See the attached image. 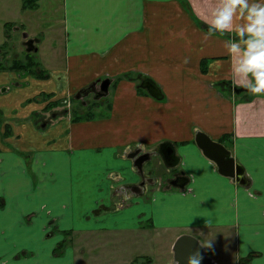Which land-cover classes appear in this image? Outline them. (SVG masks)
Returning a JSON list of instances; mask_svg holds the SVG:
<instances>
[{"label":"crops","instance_id":"crops-1","mask_svg":"<svg viewBox=\"0 0 264 264\" xmlns=\"http://www.w3.org/2000/svg\"><path fill=\"white\" fill-rule=\"evenodd\" d=\"M61 1L66 70L40 68L44 78L39 71L21 76L25 87L16 75L0 76L1 93L12 86L27 93L0 108L1 118L20 119L10 127L0 124V260L74 264L78 249L73 239L89 244L108 230L126 233L125 240L132 241L162 229L170 233L165 264H177L173 245L182 235L195 238L211 264H264V94L235 92L244 85L232 74L224 47L232 34H206L216 0ZM31 39L38 51L39 40ZM54 54L46 57V65L52 56L56 60ZM141 79L152 81L162 98L141 88ZM104 80H109L102 94L110 96L107 106L86 104L79 120L69 116L50 131L47 120L37 124L47 103L91 84L98 90ZM43 95L48 102L27 101ZM198 131L231 152L248 187L217 172L195 144ZM161 143L174 149L171 164L160 156ZM19 145L32 155L16 152ZM133 152L149 153L167 170H180L170 174L167 184L152 172V183L142 186L139 177L148 169L143 164L137 171L129 156ZM4 166L10 168L8 177ZM20 177L30 180L32 191L16 199L10 184ZM129 187L126 197L114 194ZM67 195L77 205L72 218ZM90 218L92 226H87ZM72 219L82 225L76 227ZM183 248L187 254L182 252L178 264L195 252L191 242Z\"/></svg>","mask_w":264,"mask_h":264},{"label":"rangeland","instance_id":"rangeland-1","mask_svg":"<svg viewBox=\"0 0 264 264\" xmlns=\"http://www.w3.org/2000/svg\"><path fill=\"white\" fill-rule=\"evenodd\" d=\"M21 7L22 0H0V51L2 50V53L0 54V76H9V78H11L16 75L14 76V78L17 77V81H19L21 85L25 87L27 86V82L22 80L23 78L21 76L32 77L36 74L27 71H16L10 69L15 59L23 60L25 54H28L25 51V45L23 43L25 39L35 38L39 40L38 51L34 53L29 52V54L33 55L35 57V60L39 63V68L46 71L56 70L64 72L66 70V66L62 53V1L40 0L36 8L23 10ZM6 23L10 24V26L6 27ZM6 34H8L9 36ZM24 35H26V38H23ZM5 36L8 37L5 38ZM52 53H55L54 55H56V60L52 56L51 63L49 65H46L45 59H47L46 57ZM50 57L51 55H49L48 59ZM206 69L207 65L205 63V70ZM120 78L123 79L122 77ZM142 82L143 79L138 81V83ZM2 84H4L3 80H1L0 82V85ZM8 84L13 85L14 82L11 81ZM72 85L73 83L68 84L69 87H71ZM236 88L239 87H235V89ZM216 89H218L222 94H225V92L221 90L220 87H217ZM75 95L76 93L67 95L66 98L64 97L58 99L55 102L57 103V105L55 106H49L50 102L47 103L45 106H47L48 109L45 108L46 112L42 114V116H38L37 124L41 125L44 120H47L49 124L47 125V127H45V129H48L50 131L53 124L60 123L61 121H66L68 117L72 115L78 117V113L86 104L90 107L96 104L100 105L102 103L103 105L107 106L110 102V96L103 97L102 95L98 98H94V95L90 93L85 97L78 99L75 97ZM23 96L27 97V93H25L24 90H18L13 86L10 87V89H8V91L6 92H0V108L11 106L9 104L12 101L17 99L18 97ZM48 99L49 98L43 95L42 97L40 96L37 98H32L27 101H30L31 103L33 102V100L48 102ZM24 105H26V101L22 102L20 106ZM14 107H18V105H15ZM33 116L35 115L33 114ZM41 117L44 118L41 119ZM29 120L30 118H26L23 121L27 122ZM14 121L20 122V119H8L7 121L4 114L2 118L0 116V124H2L3 122H8V125L10 127L11 125L9 123L13 124L15 123ZM15 149L16 152H18L20 155H25L24 158H29L30 155H32V153L26 147H21L19 145ZM40 154L41 153H39L38 156ZM17 166L18 165H16L15 167ZM144 168L148 169L149 171L153 170L152 176L159 175L160 178L165 181L170 178L169 176L172 172L180 170L179 168H176V170H167L163 162L160 165L157 163V160L154 159L146 162ZM2 170L6 171L7 176L5 177H8V175L10 174V168L8 169L4 166L2 167ZM165 171H167L168 173H164ZM20 178H17L14 183L10 184V186H12V188L16 190V199L21 197L26 198L30 195L29 192L32 191V189H30V180L27 177H22L21 179ZM1 180L2 179H0V181ZM167 183L168 182L166 181V184ZM105 192L106 191L103 190L102 194ZM148 195L151 194L149 193ZM40 199L43 198L39 196L38 200ZM66 202L67 205L70 206L69 208L73 209V211L69 212V215H67L68 217L72 218L75 214H77V205L71 202L70 195H67ZM69 203H71L72 205H70ZM115 205L117 207L121 206L119 203H116ZM110 206H112V204H110ZM98 209L101 212L102 209L100 207H98ZM152 220L155 224L159 221H157V219ZM72 221H74V219H72ZM92 221L93 218H90L89 220L87 219L85 224L87 226H92ZM81 225L82 223L78 221L75 222L76 227ZM102 234L103 235H101L100 237L101 239L99 238V240H96L95 242L93 241L89 244L86 242H82L80 239L81 237L77 238V240L73 239V243L76 244L75 247L78 249V251L76 252L77 256L75 257L74 264H80V259L84 261L83 264H146L147 258L151 259L152 264L166 263L165 252H167V244L169 243L167 241V238L170 237V233H164L162 229H151L149 230V233L147 235L143 234L141 238L132 241L125 240L126 233L113 231L110 232L108 230H104ZM127 238L130 239L131 234H128ZM120 239H122V241ZM83 248L84 252H81ZM231 248H233V245H231Z\"/></svg>","mask_w":264,"mask_h":264},{"label":"clouds","instance_id":"clouds-1","mask_svg":"<svg viewBox=\"0 0 264 264\" xmlns=\"http://www.w3.org/2000/svg\"><path fill=\"white\" fill-rule=\"evenodd\" d=\"M208 15L206 34H232L224 40L232 74L250 93L264 94V0H216ZM186 264H200L198 250Z\"/></svg>","mask_w":264,"mask_h":264},{"label":"water","instance_id":"water-1","mask_svg":"<svg viewBox=\"0 0 264 264\" xmlns=\"http://www.w3.org/2000/svg\"><path fill=\"white\" fill-rule=\"evenodd\" d=\"M26 38V35L23 36ZM26 46V51L29 52H36L37 48L34 46V41L32 39H27L24 43ZM109 85V80H104L100 83V91L101 93H98L96 96H101L103 93L107 92V88ZM141 88H145L149 95L156 99H161L162 95L158 88L155 86V84L150 81L149 79L143 80V82L140 84ZM95 87V84H91L81 90H79L76 94V98H80L84 95H86L90 90H93ZM236 93L240 92H249L245 87H240L234 89ZM195 144L203 154V156L211 161L216 169L217 172L226 178L231 179L232 181H235L238 185H242L244 187H248L250 184L249 180L245 176V171L243 167L239 163H237L234 158L231 156V152L222 144L217 141H214L211 139L207 134L203 132H196L195 134ZM159 153L161 158L163 159V162L167 164H171L173 162L174 156V149L169 147V143H161L159 145ZM136 153H131L129 156H134ZM152 157L151 154L146 153L142 155V158H140L139 163H137V160L133 159V165L137 169V171L141 170L142 165L149 161ZM137 187V186H136ZM135 193H138L135 191ZM185 242H191L194 246V250H198V254L200 257V264H211V261L209 258H207L205 255H203V247L199 244V242L190 236L182 235L180 236L173 245V251H174V260L176 262H179V259L182 252L187 254V250L184 249L183 246L185 245ZM193 251V250H192ZM181 264V262H180ZM186 264V263H183Z\"/></svg>","mask_w":264,"mask_h":264},{"label":"trees","instance_id":"trees-1","mask_svg":"<svg viewBox=\"0 0 264 264\" xmlns=\"http://www.w3.org/2000/svg\"><path fill=\"white\" fill-rule=\"evenodd\" d=\"M39 0H22V9H33L37 6V2ZM5 26H9L7 23L5 24ZM1 68V66H0ZM11 70H16V71H27L33 74H37L36 72H38L39 76L41 78H44L45 76L42 74L43 72L40 70L38 63L35 62L34 58L32 57V55L25 54V57L23 60H15L12 63V66L10 67ZM202 71L203 73L206 71L205 70V61L202 63ZM227 84V83H225ZM57 105V103L53 102L52 104H49V106H55ZM48 109V108H47ZM79 120V118H75L74 119ZM226 140V137H223V142Z\"/></svg>","mask_w":264,"mask_h":264},{"label":"flooded vegetation","instance_id":"flooded-vegetation-1","mask_svg":"<svg viewBox=\"0 0 264 264\" xmlns=\"http://www.w3.org/2000/svg\"><path fill=\"white\" fill-rule=\"evenodd\" d=\"M27 39H25L24 40V43H25V41H26ZM25 48H26V46H25ZM100 88V87H99ZM92 91V92H91ZM89 94L90 93H92L93 95H94V97L95 98H98L99 96H96V95H98V93H101V91H100V89H98V90H96L95 89V87H94V89L93 90H90L89 92H88ZM102 96V95H101ZM142 153H137L136 152V154L134 155V156H132L133 157V159L134 160H137V163H139V160H140V158H142ZM150 160H151V158H150ZM149 160V161H150ZM148 162V161H147ZM146 163V162H145ZM145 163H144V165H145ZM151 175H152V171L150 170H148V172L147 173H145L144 172V175L143 176H138L139 177V181H138V183H140L142 186H147L149 183H152V181L154 180V178L153 177H151ZM181 178V177H180ZM151 179H153V180H151ZM176 180H178V183H181V182H183V179L181 178V179H179V178H177ZM172 182L174 181V179L173 180H171ZM139 185H137V187H136V185L134 186V187H132L133 188V190L134 191H139V187H138ZM143 188V187H142ZM127 190H129V192H131V187H129V188H126V189H120V190H116L115 191V195H119L120 197L121 196H124V197H126V196H128V193H126L127 192ZM174 252V251H173ZM151 262V259L150 258H147V260H146V264H149ZM176 264V263H175Z\"/></svg>","mask_w":264,"mask_h":264}]
</instances>
